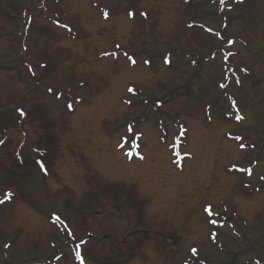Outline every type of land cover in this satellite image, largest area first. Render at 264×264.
Instances as JSON below:
<instances>
[{
	"label": "rangeland",
	"instance_id": "rangeland-1",
	"mask_svg": "<svg viewBox=\"0 0 264 264\" xmlns=\"http://www.w3.org/2000/svg\"><path fill=\"white\" fill-rule=\"evenodd\" d=\"M1 141L0 264H264V0H0Z\"/></svg>",
	"mask_w": 264,
	"mask_h": 264
},
{
	"label": "snow or ice",
	"instance_id": "snow-or-ice-1",
	"mask_svg": "<svg viewBox=\"0 0 264 264\" xmlns=\"http://www.w3.org/2000/svg\"><path fill=\"white\" fill-rule=\"evenodd\" d=\"M105 15H107V14L105 13ZM69 107H71V105H69ZM7 195H8V198H10L11 194L9 193V194H7ZM0 202H2V201H0ZM208 211L210 212L211 209L209 208ZM57 219H58V218H57ZM194 251H195V250H194Z\"/></svg>",
	"mask_w": 264,
	"mask_h": 264
},
{
	"label": "trees",
	"instance_id": "trees-1",
	"mask_svg": "<svg viewBox=\"0 0 264 264\" xmlns=\"http://www.w3.org/2000/svg\"><path fill=\"white\" fill-rule=\"evenodd\" d=\"M188 125L189 124L187 122L184 123V127L188 128ZM239 137H241V136H239Z\"/></svg>",
	"mask_w": 264,
	"mask_h": 264
}]
</instances>
